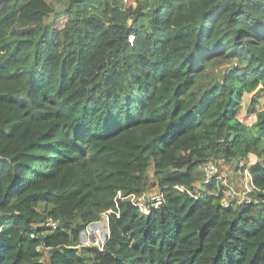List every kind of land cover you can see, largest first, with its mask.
I'll return each mask as SVG.
<instances>
[{"label": "trees", "instance_id": "16d2710c", "mask_svg": "<svg viewBox=\"0 0 264 264\" xmlns=\"http://www.w3.org/2000/svg\"><path fill=\"white\" fill-rule=\"evenodd\" d=\"M55 1L0 0V264H264V97L238 117L264 0ZM208 161L237 191L247 169L250 202L225 206ZM150 190L144 215L126 197Z\"/></svg>", "mask_w": 264, "mask_h": 264}, {"label": "built area", "instance_id": "2783aa9c", "mask_svg": "<svg viewBox=\"0 0 264 264\" xmlns=\"http://www.w3.org/2000/svg\"><path fill=\"white\" fill-rule=\"evenodd\" d=\"M132 36H129V40H132ZM204 172V183H210L212 180L215 181L216 190L215 195H218L219 192L223 194V204L226 206L229 204L230 198H235L239 204L249 203L250 199L248 194L254 188L252 183L251 175L247 169L243 170L244 181L243 188L240 191H237L232 183H227L226 176L222 172L221 165L216 162L208 161L203 164ZM224 186V189L222 188ZM174 189L183 192L187 191L183 186H173ZM188 194H191L187 191ZM119 195V193H118ZM126 198H129L131 203L144 215L148 214L152 208H157L165 201V196L162 191H145L140 195H129ZM111 210L101 214V218L87 225L83 231L80 232V242L83 246H97L99 248L103 247L104 242L109 235L108 229V214ZM47 225L50 229H55L57 227L56 222L51 219H48Z\"/></svg>", "mask_w": 264, "mask_h": 264}, {"label": "rangeland", "instance_id": "374dc122", "mask_svg": "<svg viewBox=\"0 0 264 264\" xmlns=\"http://www.w3.org/2000/svg\"><path fill=\"white\" fill-rule=\"evenodd\" d=\"M57 11L60 8V4L55 0H47ZM137 0H126V5H134ZM54 19L53 16L50 17V20ZM63 18L55 19L56 24H62ZM246 92L243 98L242 109L238 112V117L247 125L251 127L255 122V111L260 109L262 99L264 97V87L261 85L259 80L247 81ZM222 172L226 176L227 183L233 184V179L238 180V176L234 175V170L231 171L229 164L221 165ZM237 174V173H236ZM156 192L157 190H152ZM47 253H43L42 261L47 264Z\"/></svg>", "mask_w": 264, "mask_h": 264}, {"label": "clouds", "instance_id": "9594fccd", "mask_svg": "<svg viewBox=\"0 0 264 264\" xmlns=\"http://www.w3.org/2000/svg\"><path fill=\"white\" fill-rule=\"evenodd\" d=\"M129 41H130V40H129ZM131 41H132V40H131ZM131 41H130V42H131Z\"/></svg>", "mask_w": 264, "mask_h": 264}]
</instances>
